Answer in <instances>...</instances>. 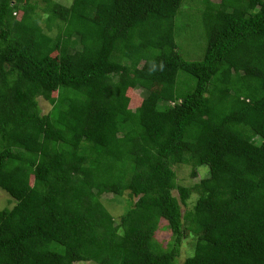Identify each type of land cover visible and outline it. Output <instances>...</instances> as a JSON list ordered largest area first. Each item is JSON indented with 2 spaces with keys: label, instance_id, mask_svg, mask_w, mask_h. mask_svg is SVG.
Masks as SVG:
<instances>
[{
  "label": "trees",
  "instance_id": "16d2710c",
  "mask_svg": "<svg viewBox=\"0 0 264 264\" xmlns=\"http://www.w3.org/2000/svg\"><path fill=\"white\" fill-rule=\"evenodd\" d=\"M0 190V264H264V0H0Z\"/></svg>",
  "mask_w": 264,
  "mask_h": 264
},
{
  "label": "rangeland",
  "instance_id": "374dc122",
  "mask_svg": "<svg viewBox=\"0 0 264 264\" xmlns=\"http://www.w3.org/2000/svg\"><path fill=\"white\" fill-rule=\"evenodd\" d=\"M69 4L72 0H61ZM200 2V1H199ZM199 5L194 6L193 12L197 11ZM199 11V10H198ZM189 12V11H188ZM187 12V13H188ZM181 27L180 32V44L186 52L187 57L194 60H201L204 58L207 50V38L205 37V29L202 26L201 17L200 20L194 15L185 16V14L180 16ZM186 57V56H185ZM140 91L137 90L134 93V96L137 97L140 95ZM139 94V95H138ZM40 106L43 113H47L51 109V105L43 97H39ZM177 173V183L184 186H192L199 182L201 179L209 176L210 169L208 166L204 165L197 169V176H192V167L186 165H178L175 168ZM174 194L179 195L178 191L175 190ZM111 196H106L109 199ZM192 199L188 200V205L191 206L196 198V195L191 196ZM9 195L0 190V208L12 207L13 204L9 202ZM114 204V203H113ZM186 210V206H183V211ZM114 215L119 217L123 212L120 207H115ZM168 222L164 219L161 220L159 224V229L156 232V239H158L162 244L166 245L172 238V232L169 229H166ZM193 243L190 239H186L182 242L180 261L183 262L186 257L193 253ZM76 264H95L93 262H77Z\"/></svg>",
  "mask_w": 264,
  "mask_h": 264
}]
</instances>
